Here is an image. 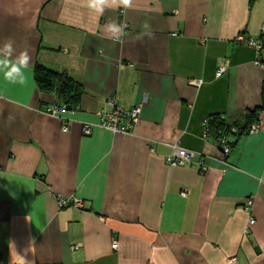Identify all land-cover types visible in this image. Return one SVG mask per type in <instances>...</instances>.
Wrapping results in <instances>:
<instances>
[{
	"label": "crops",
	"instance_id": "1",
	"mask_svg": "<svg viewBox=\"0 0 264 264\" xmlns=\"http://www.w3.org/2000/svg\"><path fill=\"white\" fill-rule=\"evenodd\" d=\"M109 21L127 24L119 42ZM263 27L264 0H133L102 16L84 0H0V45L33 66L26 85L0 75V263L264 264V52L236 39ZM37 63L80 84L75 110L45 112ZM137 105L129 132L98 125ZM213 114L259 128L223 158ZM172 145L194 163L170 166Z\"/></svg>",
	"mask_w": 264,
	"mask_h": 264
},
{
	"label": "built area",
	"instance_id": "2",
	"mask_svg": "<svg viewBox=\"0 0 264 264\" xmlns=\"http://www.w3.org/2000/svg\"><path fill=\"white\" fill-rule=\"evenodd\" d=\"M237 41L240 43H243L248 46H252L257 54L261 51L264 52V27L257 38H245L244 36L240 35L237 38ZM255 64L259 65L261 62L259 59L255 61ZM225 67L220 66L216 72V75L222 74L224 71ZM146 101V97H143L142 102L144 103ZM58 108L55 106L49 107L45 110V112L50 113L52 115L57 116L58 115ZM139 113H140V106H133L130 109H124V108H117L113 112L106 114L105 116L101 117V120L99 122V126L111 130L113 132H129V130L138 122L139 120ZM87 125L84 126V130L86 131L88 128L86 127ZM259 126L257 124H251L248 128V132H256L258 130ZM63 130H66V126L63 125L62 127ZM225 140L221 138V143H222V155L223 158L227 156L230 152V149L225 145ZM165 161L170 165V166H181L185 165L186 163H194L193 162V152L177 146V145H172L171 147V152L169 155L165 157ZM198 164L199 169L202 171H205L206 165L204 164L203 161L197 160L195 161ZM57 203L60 206H66V205H73L76 207H81L82 206V201H80L77 198H72V197H57ZM251 200L248 199L245 204V208H247L248 205H250ZM254 220L250 219L249 224H253ZM112 248L117 247V242L115 240L112 241L111 244ZM4 264V263H0Z\"/></svg>",
	"mask_w": 264,
	"mask_h": 264
},
{
	"label": "trees",
	"instance_id": "3",
	"mask_svg": "<svg viewBox=\"0 0 264 264\" xmlns=\"http://www.w3.org/2000/svg\"><path fill=\"white\" fill-rule=\"evenodd\" d=\"M262 54V53H260ZM261 60H264L263 58ZM259 60V61H261ZM34 79L39 87L50 92L55 97V107L58 110L73 111L80 101V95L83 92L80 84L73 81L70 77L63 73H58L47 69L37 63L34 67ZM256 110L245 113L244 120L246 124L256 118ZM251 124H249L250 126ZM249 126L245 124L237 125L228 123L224 117L213 114L206 120V131L213 138V142L222 150L221 138L225 140V145L231 150V136H239L248 131ZM232 142V143H231Z\"/></svg>",
	"mask_w": 264,
	"mask_h": 264
},
{
	"label": "clouds",
	"instance_id": "4",
	"mask_svg": "<svg viewBox=\"0 0 264 264\" xmlns=\"http://www.w3.org/2000/svg\"><path fill=\"white\" fill-rule=\"evenodd\" d=\"M84 6L90 11L102 16L106 10H117L120 8L130 9L133 7V0H84ZM127 24L109 21L105 31L109 33L108 38L119 42L124 35ZM144 31L138 35V39L151 37L153 33L148 24L143 25ZM31 56L27 49L20 50L14 47V40L6 39L0 45V75L9 84L26 85L29 82L32 71ZM17 264H27L23 256L19 255Z\"/></svg>",
	"mask_w": 264,
	"mask_h": 264
}]
</instances>
